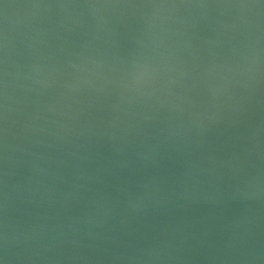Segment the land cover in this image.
<instances>
[{"label":"water","instance_id":"obj_1","mask_svg":"<svg viewBox=\"0 0 264 264\" xmlns=\"http://www.w3.org/2000/svg\"><path fill=\"white\" fill-rule=\"evenodd\" d=\"M0 264H264V0H0Z\"/></svg>","mask_w":264,"mask_h":264}]
</instances>
